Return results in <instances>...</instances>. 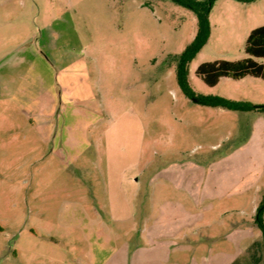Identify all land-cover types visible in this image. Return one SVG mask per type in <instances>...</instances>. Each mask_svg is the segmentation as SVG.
Instances as JSON below:
<instances>
[{"label":"rangeland","instance_id":"obj_1","mask_svg":"<svg viewBox=\"0 0 264 264\" xmlns=\"http://www.w3.org/2000/svg\"><path fill=\"white\" fill-rule=\"evenodd\" d=\"M209 19L191 87L264 105V79L196 75L248 58L264 0H216ZM197 30L173 0H0L1 257L231 264L263 240L264 114L184 95L172 56Z\"/></svg>","mask_w":264,"mask_h":264},{"label":"trees","instance_id":"obj_2","mask_svg":"<svg viewBox=\"0 0 264 264\" xmlns=\"http://www.w3.org/2000/svg\"><path fill=\"white\" fill-rule=\"evenodd\" d=\"M179 5L191 9L198 22V30L193 41L179 55L172 56L176 64L178 84L189 98L208 107H218L232 111H257L264 114V105H256L247 101H235L220 96H202L197 94L190 84L189 68L191 62L208 42L211 35L210 13L216 0H173ZM252 1V0H237ZM245 53L248 58L236 61L218 60L202 63L196 75L208 86H216L221 78L227 77L235 80L247 76L264 79V63L255 59L264 60V25L257 27L248 35L245 45ZM264 199L258 207L255 223L263 234L262 241H256L248 250L249 258L237 260L233 264H260L263 260L262 249L264 247Z\"/></svg>","mask_w":264,"mask_h":264},{"label":"crops","instance_id":"obj_3","mask_svg":"<svg viewBox=\"0 0 264 264\" xmlns=\"http://www.w3.org/2000/svg\"><path fill=\"white\" fill-rule=\"evenodd\" d=\"M263 193V195L261 196L262 198L264 197V190L262 191ZM261 197L260 198H257L256 197V200L254 201V202H252V204H254L253 205V208H254V210H258V207L260 206V204H261V202H262V200H261ZM261 200V201H260ZM2 230V229H1ZM6 237H8L9 235H8V233L5 235ZM256 241H261L260 239H257V240H255V241H253L252 243H251V245L249 246V247H247V249H246V255L245 256H243V257H239V258H237L235 261H237V260H242V258H244V259H247V258H249V254H248V250L250 249V247L253 245V243H255ZM4 258V259H3ZM18 259V253L15 251V252H8L6 255H5V257H1L0 256V264H2V263H5V264H12V262L13 261H15V260H17ZM234 261V262H235ZM233 262V263H234ZM233 263H231V264H233Z\"/></svg>","mask_w":264,"mask_h":264},{"label":"water","instance_id":"obj_4","mask_svg":"<svg viewBox=\"0 0 264 264\" xmlns=\"http://www.w3.org/2000/svg\"><path fill=\"white\" fill-rule=\"evenodd\" d=\"M195 100V99H194Z\"/></svg>","mask_w":264,"mask_h":264}]
</instances>
